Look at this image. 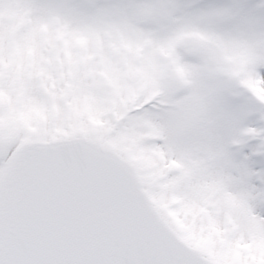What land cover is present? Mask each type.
I'll use <instances>...</instances> for the list:
<instances>
[{
  "label": "snow or ice",
  "instance_id": "obj_1",
  "mask_svg": "<svg viewBox=\"0 0 264 264\" xmlns=\"http://www.w3.org/2000/svg\"><path fill=\"white\" fill-rule=\"evenodd\" d=\"M0 264H264V0H0Z\"/></svg>",
  "mask_w": 264,
  "mask_h": 264
}]
</instances>
